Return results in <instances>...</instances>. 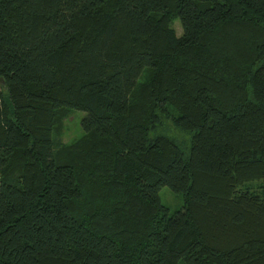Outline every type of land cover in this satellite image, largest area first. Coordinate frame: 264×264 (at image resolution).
I'll list each match as a JSON object with an SVG mask.
<instances>
[{
    "label": "trees",
    "instance_id": "trees-1",
    "mask_svg": "<svg viewBox=\"0 0 264 264\" xmlns=\"http://www.w3.org/2000/svg\"><path fill=\"white\" fill-rule=\"evenodd\" d=\"M0 78V264H264V0H0Z\"/></svg>",
    "mask_w": 264,
    "mask_h": 264
},
{
    "label": "rangeland",
    "instance_id": "rangeland-1",
    "mask_svg": "<svg viewBox=\"0 0 264 264\" xmlns=\"http://www.w3.org/2000/svg\"><path fill=\"white\" fill-rule=\"evenodd\" d=\"M173 27L176 29L178 35H181L183 32L181 23L179 20H176L173 23ZM0 84V89H1ZM85 117V113L81 111L70 112L63 121L62 128L57 131L54 136L55 146L59 149L65 147H71L79 142L83 136L84 132L81 125V120ZM171 125V124H170ZM169 136L176 138L182 149L189 154L190 151V137L189 133L175 129L172 125L168 130ZM161 202L166 206L171 215L175 212L182 209L184 205L183 197L180 194L174 193L168 187H163L160 191Z\"/></svg>",
    "mask_w": 264,
    "mask_h": 264
},
{
    "label": "water",
    "instance_id": "water-1",
    "mask_svg": "<svg viewBox=\"0 0 264 264\" xmlns=\"http://www.w3.org/2000/svg\"><path fill=\"white\" fill-rule=\"evenodd\" d=\"M0 83H2V85H4V82H3V79L2 78H0Z\"/></svg>",
    "mask_w": 264,
    "mask_h": 264
}]
</instances>
